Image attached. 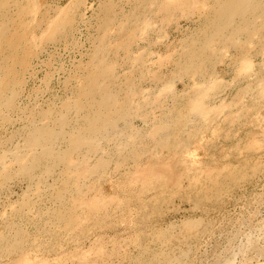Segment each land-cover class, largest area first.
<instances>
[{
	"label": "rangeland",
	"instance_id": "obj_1",
	"mask_svg": "<svg viewBox=\"0 0 264 264\" xmlns=\"http://www.w3.org/2000/svg\"><path fill=\"white\" fill-rule=\"evenodd\" d=\"M263 3L0 0V264H264Z\"/></svg>",
	"mask_w": 264,
	"mask_h": 264
},
{
	"label": "bare ground",
	"instance_id": "obj_2",
	"mask_svg": "<svg viewBox=\"0 0 264 264\" xmlns=\"http://www.w3.org/2000/svg\"><path fill=\"white\" fill-rule=\"evenodd\" d=\"M238 1H239V0H238ZM241 1H242V0H241ZM249 1H250V0H249ZM252 1H253V0H252ZM263 1H264V0H263ZM260 3H261V2H260ZM263 4H264V3H263ZM251 5H252V4H251ZM262 6H263V5H262ZM230 7H232V6H230ZM250 7H251V6H250ZM250 7H249V8H250ZM257 8H258V7H257ZM255 9H256V8H255ZM259 11H260V10H259ZM244 12H245V11H244ZM246 12H247V11H246ZM254 13H255V12H254ZM239 15H240V14H239ZM245 15H246V14H245ZM247 15H248V14H247ZM249 17H250V16H249ZM259 19H260V18H259ZM259 19H257V20H259ZM233 27H234V26H233ZM228 35H229V34H228ZM235 38H236V37H235ZM210 43H211V42H210ZM12 48H13V47L10 46V49H12ZM3 57H4V56H3ZM3 57H2V58H3ZM0 83H1V82H0ZM107 92H108V91H107ZM107 114H108V113H107ZM45 132H46V131H45ZM98 133H99V132H98ZM98 133H97V134H98ZM99 134H100V133H99ZM42 138H43V137H42ZM43 139H44V138H43ZM89 141H90V140H89ZM90 142H91V141H90ZM152 173H153V172H152ZM247 233H248V232H247ZM245 239H246V238H245ZM239 250H240V249H239ZM232 258H234V257H232ZM234 259H236V258H234ZM227 261H228V260H227ZM228 262H229V264H233L235 261H234V262L228 261ZM237 262H238V261H237ZM226 263H227V262H226Z\"/></svg>",
	"mask_w": 264,
	"mask_h": 264
}]
</instances>
